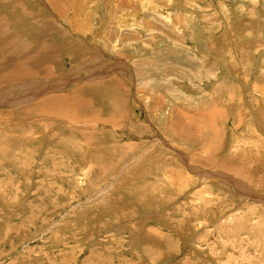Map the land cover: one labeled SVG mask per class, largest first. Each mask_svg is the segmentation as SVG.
<instances>
[{
    "label": "rangeland",
    "instance_id": "obj_1",
    "mask_svg": "<svg viewBox=\"0 0 264 264\" xmlns=\"http://www.w3.org/2000/svg\"><path fill=\"white\" fill-rule=\"evenodd\" d=\"M0 264H264V0H0Z\"/></svg>",
    "mask_w": 264,
    "mask_h": 264
},
{
    "label": "bare ground",
    "instance_id": "obj_2",
    "mask_svg": "<svg viewBox=\"0 0 264 264\" xmlns=\"http://www.w3.org/2000/svg\"><path fill=\"white\" fill-rule=\"evenodd\" d=\"M64 100V99H63ZM65 106V105H64ZM60 108V107H59ZM236 172V171H235ZM146 232H149L148 235H151L150 228L146 230Z\"/></svg>",
    "mask_w": 264,
    "mask_h": 264
}]
</instances>
